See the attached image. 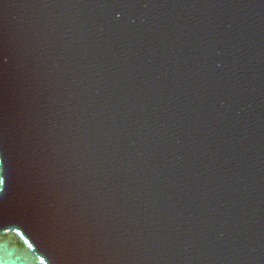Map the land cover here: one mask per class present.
Listing matches in <instances>:
<instances>
[{
  "label": "water",
  "instance_id": "obj_1",
  "mask_svg": "<svg viewBox=\"0 0 264 264\" xmlns=\"http://www.w3.org/2000/svg\"><path fill=\"white\" fill-rule=\"evenodd\" d=\"M0 264H264V0H0Z\"/></svg>",
  "mask_w": 264,
  "mask_h": 264
}]
</instances>
